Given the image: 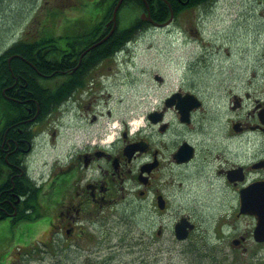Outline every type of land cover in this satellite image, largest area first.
Instances as JSON below:
<instances>
[{
	"label": "flooded vegetation",
	"instance_id": "flooded-vegetation-1",
	"mask_svg": "<svg viewBox=\"0 0 264 264\" xmlns=\"http://www.w3.org/2000/svg\"><path fill=\"white\" fill-rule=\"evenodd\" d=\"M201 1L189 8L213 13L221 0ZM110 27L22 39L24 55H5L18 41L0 47L11 77L1 89L11 116H0V180L9 184L2 222L29 213L35 195L39 216L76 248L80 264H117L113 241L117 234V248L132 246L129 207L138 199L141 256L151 253L150 262L264 264V41L250 66L222 71L215 98L187 71L170 86L154 71L140 93L139 130L125 116L111 132L105 119L124 100L113 97L125 86L117 68L130 60L109 53V38L100 43ZM59 91L68 94L57 101ZM42 150L52 155L35 170L31 157ZM23 182L34 192H14Z\"/></svg>",
	"mask_w": 264,
	"mask_h": 264
},
{
	"label": "rangeland",
	"instance_id": "rangeland-1",
	"mask_svg": "<svg viewBox=\"0 0 264 264\" xmlns=\"http://www.w3.org/2000/svg\"><path fill=\"white\" fill-rule=\"evenodd\" d=\"M95 1L98 0H2L0 47L20 37L32 38L44 33L45 27L54 28L57 35L62 31L58 30L60 25L73 29L79 21L87 23L90 20L92 25L100 19L101 23L103 20L102 16L99 18L98 11L102 14L104 9H100L102 6L93 8ZM259 1L262 3L257 4L258 0H221L213 13L203 9L187 10L168 28L150 27L138 33L132 41V50L126 56L130 61L117 68L125 86L113 97L117 102L121 93L124 100L117 107L110 108L111 118L104 119L112 124L126 116L131 122V131H136L141 125L139 102L142 86L153 84L151 75L154 71L166 75L169 86L177 73L187 71L185 74L194 79L198 87L207 90V95L217 97L219 91L215 88L220 85L222 71L250 66L252 56L264 41V0ZM121 9L117 14L118 25L121 28L132 26L133 19L141 10L137 8L134 13L125 14ZM36 76L37 81L45 82ZM62 122L64 125L73 123L66 118ZM117 129L110 128L111 132ZM49 155L52 154H48L47 150L35 152L31 157L33 169H47V164H43L49 161ZM139 204L138 199H133L129 207L134 229L132 246L125 250L117 248L118 237L114 232L117 264L122 261L124 263L121 264L155 263L146 258L153 256L151 253L141 256L148 251H145V245L141 246L143 240L139 229L142 215ZM49 224L50 219L42 212L41 217L34 221H22L15 225L7 221L0 223V264H80L76 248L63 240L62 233H51ZM166 235L169 236V232Z\"/></svg>",
	"mask_w": 264,
	"mask_h": 264
},
{
	"label": "trees",
	"instance_id": "trees-1",
	"mask_svg": "<svg viewBox=\"0 0 264 264\" xmlns=\"http://www.w3.org/2000/svg\"><path fill=\"white\" fill-rule=\"evenodd\" d=\"M1 1L2 0H0V5L2 4ZM145 1H146L147 5L149 6V9L151 12V17L155 22L162 23V22H165L169 18V12H168L169 9L166 6V4L164 3V0H124L122 3V6H121L122 7L121 11L124 10L125 14L134 13L135 11H137V10H135L137 8L140 9L141 11H145ZM165 1H167L171 5V8H172L173 14H174V18H177L185 9H188L190 6L194 5L191 3V0L188 1L186 5H183V6L179 5L177 0H165ZM183 1H186V0H183ZM204 1L205 0H202L201 3H204ZM114 2H115V0H98V1H95L93 8L97 9V8H100V6H102V8H100V9H104L102 19L104 17H105V19H107L111 14L112 5ZM133 20L134 21L132 22V26H129V27L121 28L118 25L116 31L110 36L109 40L104 43V45H107L109 43H114V45L112 44L111 49L109 50V53H114L118 49L123 47V45L125 43H127L129 41H133L134 37L138 33L140 34L141 32L145 31L146 28L149 26L146 22H142L138 18H136V19L134 18ZM89 22H90V20H88L87 23L86 22L82 23L80 21L76 22V27L73 28V30H69L66 26L60 25L58 30H62V29L66 30L67 29V30L71 31V34H73V32L78 31L80 29L89 30V26H90ZM102 23L103 22H101L99 24V27L97 29L93 28V30H90V33H92L94 30L101 31ZM55 28H57V27H55ZM52 29H54V28L45 27L43 29V32L44 31H46V32H44L43 34L46 35V34L51 33ZM16 48H17V50H15ZM25 48H26L25 46H23V47H18V46L11 47V48H9L8 51L5 52V55H8L9 53L11 54L15 51H19L22 55H24L27 52V50L24 51ZM22 51H24V52H22ZM5 59H6V57L0 59V99H1L0 103L2 100H4L2 95H1V89L4 86L3 84L6 82V80H7V82L11 80V77L9 75V70H8L7 66L5 65V63H6ZM11 69H13L12 65H11ZM41 94L42 93H40V96H42ZM67 94L68 93L65 94V93H62V91H59L58 93H56L55 99H57V101H60L63 98V96L67 95ZM53 103H54V100H53ZM1 109H2V107H1ZM1 109H0V116L2 113V115L5 116V118H11L10 115L6 114V109H4V110L3 109L1 110ZM8 113L10 114L11 111L9 110ZM4 127H6V126H4ZM0 129H1V127H0ZM1 166H3V164L0 162V171H2ZM8 185L7 184L2 185V182L0 180V193H3V195H5L7 192L6 190L9 189ZM14 192H16L18 195L19 194L25 195L27 193L34 192V190H33L30 183L23 182L22 185H18L16 187ZM9 199L11 202L13 201L12 198H9ZM28 200H29V202H31V204H29V206L25 205V209L30 208L32 213L33 212L36 213L35 207H37V205H36L35 195H32ZM9 204L10 203H6L4 205V208L10 210L12 208L11 207L12 204L11 205H9ZM20 205L21 204L16 205V207H18L20 209L21 208ZM26 216H24V217H20V216L17 217L16 216L15 218H13L12 220H10L8 222L11 223V225H13L14 222H16V220H19V219H23V218H25L27 220H33L34 219L33 214L30 217H26ZM3 220H4V216L0 218V222H2Z\"/></svg>",
	"mask_w": 264,
	"mask_h": 264
},
{
	"label": "water",
	"instance_id": "water-1",
	"mask_svg": "<svg viewBox=\"0 0 264 264\" xmlns=\"http://www.w3.org/2000/svg\"><path fill=\"white\" fill-rule=\"evenodd\" d=\"M121 3H122V0H118L116 6L114 7V9H113V17L111 19L112 21L115 20V15H116L117 9L119 8ZM168 7L170 8L169 5H168ZM172 17H173V12L171 11V9H170V16H169L168 20L166 22H164V23H156V22H154L151 19L150 12H149L148 9H147L146 13H142L140 15V19L142 21H146V22L150 23L151 25H153L155 27H165L166 25H168L171 22Z\"/></svg>",
	"mask_w": 264,
	"mask_h": 264
},
{
	"label": "bare ground",
	"instance_id": "bare-ground-1",
	"mask_svg": "<svg viewBox=\"0 0 264 264\" xmlns=\"http://www.w3.org/2000/svg\"><path fill=\"white\" fill-rule=\"evenodd\" d=\"M205 1H206V0H205ZM99 2H100V1H99ZM99 2H98V3H99ZM98 3H97V4H98ZM97 4H96V5H97ZM196 5H197V4H196ZM103 8H104V7H103ZM168 12H169V11H168ZM120 27H121V26H120ZM127 27H128V26H127ZM177 29H178V28H177ZM115 56H116V55H115ZM27 60H28V58H27ZM30 61H31V60H30Z\"/></svg>",
	"mask_w": 264,
	"mask_h": 264
}]
</instances>
